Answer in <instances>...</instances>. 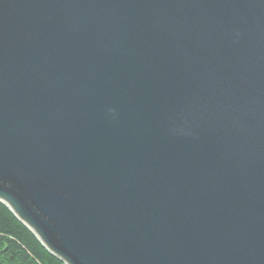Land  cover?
I'll list each match as a JSON object with an SVG mask.
<instances>
[{
  "label": "water",
  "instance_id": "95a60500",
  "mask_svg": "<svg viewBox=\"0 0 264 264\" xmlns=\"http://www.w3.org/2000/svg\"><path fill=\"white\" fill-rule=\"evenodd\" d=\"M0 202L65 264H264V0H0Z\"/></svg>",
  "mask_w": 264,
  "mask_h": 264
},
{
  "label": "trees",
  "instance_id": "16d2710c",
  "mask_svg": "<svg viewBox=\"0 0 264 264\" xmlns=\"http://www.w3.org/2000/svg\"><path fill=\"white\" fill-rule=\"evenodd\" d=\"M0 264H65L0 202Z\"/></svg>",
  "mask_w": 264,
  "mask_h": 264
}]
</instances>
